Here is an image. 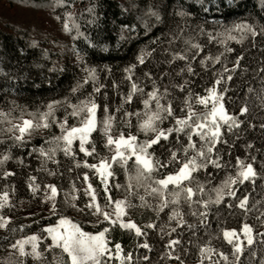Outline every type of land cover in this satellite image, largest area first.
I'll use <instances>...</instances> for the list:
<instances>
[{
    "label": "trees",
    "instance_id": "trees-1",
    "mask_svg": "<svg viewBox=\"0 0 264 264\" xmlns=\"http://www.w3.org/2000/svg\"><path fill=\"white\" fill-rule=\"evenodd\" d=\"M4 1L21 6L23 14L27 13L28 15L30 11V19L33 18V24L28 26L23 23L25 21L23 15L21 19L18 16L16 23L12 24V22L6 21L5 23L9 22L10 24H0V111L10 113L7 120L18 123L20 121L17 118L21 117V113H23V118L32 119L28 114H38V112L44 111L45 106L51 100H62L64 97H68L72 103H76L77 99H84L89 93H92L93 82L91 80L84 84L75 95L71 93L70 89L78 81H83L87 75L84 68H95L98 77L95 86L104 85L99 93L94 94L96 102L100 105L97 110V119L102 120L103 107L107 103L109 114H115L116 117L112 132L115 136L121 130L120 120L124 110L135 112L143 109V104L140 101L142 98H147L146 93L152 87L151 83L143 76L145 71H152L154 79H158L155 75L157 70L171 71L172 84H182L187 79L191 81L188 87L192 88L194 92L205 95L204 88L212 85L213 72L221 70L222 65L231 68L236 56L240 55L243 57L240 66L233 74V80L228 82L229 91L225 94V107L230 114L238 113L239 107L242 106L241 102L247 94L250 101L249 113L240 117L244 123L241 124L239 130L233 129L236 135L229 134L226 127L221 129L225 139L230 142L235 141L231 149V157L223 152L227 145H217V147L222 149L223 159L231 160L233 165L236 156H240L246 163L252 162L251 157L255 156L254 168L258 173L264 172V169L261 168V164L264 163V129L259 127L261 123H264V107L261 106L255 93H247L249 87L257 91L261 87V77L264 74L260 73L259 69L264 67V36L257 35L253 38L250 34H246L244 39L237 43L236 40H228L223 35H217V33H223L224 29L232 26L233 23L241 21L253 23L259 32V28L264 26V0H65L64 6L56 5V0ZM89 7H94V14L87 12ZM181 8L190 13V16L184 18L188 21V26L185 32L179 34L181 38L175 40L170 46L168 43L172 38L170 29H175L178 24L185 27L184 20L174 14ZM151 11L160 12L163 22L158 23L155 17L149 14ZM65 12L74 14L83 36L73 40L72 37L76 35L75 29L70 33L63 30ZM57 16L61 19H57ZM198 24H203V33H200L196 27ZM209 32L212 33L214 39L209 40ZM233 35L239 39L241 33L234 32ZM185 40L202 46L199 56L196 60L191 61L197 75L189 76L186 72L176 75L180 68L184 67L185 61L177 60L171 66L159 63L170 58L169 53L164 52L163 49L179 51L189 57L193 55L196 50L190 49V46L185 44ZM153 41H157V43H153ZM74 46L80 53L83 62L77 60L76 51L73 50ZM225 46L232 48L233 51L225 52ZM186 49L189 50L186 52ZM142 50L150 53L144 65H140L136 60ZM220 53H224L221 63L213 66L210 62H206L207 71L200 66L199 60L204 56H216ZM130 65H136L132 70V81H136L140 87L144 88L145 95L144 97L139 94L134 95L132 104H124V108L117 112L116 109L121 105L122 97L127 96L131 86V81L126 78L128 73L124 71ZM114 83L115 86H113ZM163 84H169V79L165 78ZM161 91H163V87H161ZM170 92L174 97L173 106L176 109V114L179 115V107L182 106L181 102L186 91L182 93L179 89L170 87ZM194 107L198 112L204 111L200 105L194 104ZM63 115L64 108H58L56 116L62 118ZM7 120L0 118V141H3L0 143V157L5 154L10 156V159L0 163V194L8 192V203L0 208V216L10 218V223L6 228L0 229V264L10 251L5 243V237L8 238V242H14L15 239L33 233L43 238L46 234L42 233L41 229L49 223L56 222L57 217L49 215L48 204L43 199L46 194H49V189H45V185L51 184L57 188L58 214L80 223L85 231L94 232L100 225L94 223L95 218L71 207L70 197L73 194L79 197L77 204L80 207L89 199L84 195V189L87 187L83 182L84 172L89 173V182L96 189L100 202H104L102 187L99 179L93 175V170L83 166L76 168L75 162L70 157L64 156L62 151H57L55 160L58 163H53L51 160L46 161L38 151H33V149L38 150L42 146L47 149L50 145L45 141L52 135H59V128L53 125L49 129L33 130L30 137L25 136V143L20 144L11 138V133L4 131L9 127ZM131 121L133 124L131 131L135 134L136 117H131ZM72 123L75 121L69 119V124ZM250 124L252 127H249ZM162 126H169V122L165 121ZM124 130L127 132V129ZM93 138L97 142L100 155L110 156L111 153L103 148L99 132L93 133ZM139 138L143 139V134H140ZM174 138L175 134L170 137L172 140ZM181 139H184L183 136ZM248 143L253 145L251 149L245 148ZM77 145L75 142L76 160L87 159L89 163L97 162L92 157H85L83 153H79ZM20 160H23V164L20 163ZM69 168L72 171H69ZM114 170L117 175L115 180L110 178V183L123 184V172L118 166H115ZM5 171L13 172L14 175L5 179L3 177ZM208 171L214 173L213 186L228 173L234 174L232 167L214 170L210 166ZM50 173H54V175H50ZM29 176H34L35 181L32 183L39 185L36 193L28 188ZM199 178L203 180V172L200 173ZM262 183L264 180L257 178L255 190H253L252 185L245 182V185L240 186L237 195L248 194L250 196L249 206H251L252 202L261 200L264 196L260 187ZM73 184L77 189L75 193L72 192ZM169 187L171 188V185ZM66 194L69 198L68 203H65ZM111 194L113 199L123 198L126 195L123 189L117 191L115 188L111 189ZM140 194H143V189H140ZM146 199L155 205V199L152 197H146ZM131 200L133 204L140 203L135 197H132ZM171 207L169 206L160 214L159 220L156 219V215L152 211L141 208L130 211V218L138 225L142 226L149 220L156 222L155 229H146L148 243L152 245L151 252L142 248H134V244L142 243L145 237L135 238L133 234L121 233L118 229L113 233L114 239L122 242L126 252L133 251L135 264H144L143 261L138 260V257L144 254L150 256L151 264H178L177 261L169 260L163 254L166 251L164 245L168 239L177 238L181 232V245L176 246L175 252L180 255L185 264L197 263L199 257L196 245L208 240L205 227L196 217L189 214L188 206L182 200L179 208L184 212L187 223L169 237L166 234L169 229L165 228L164 232H161L160 225L176 226L174 221L168 222L167 219ZM235 211L240 212L238 209ZM261 212H264V206L257 205L248 214L246 222L253 226L254 243L245 247L241 256L243 264H261L264 260V243H262L264 236L255 235V233L264 232L261 221L255 219L260 216ZM215 213L216 208L213 207L208 216L207 231L213 235L217 229ZM226 215L227 212L221 209V216ZM242 222H244L243 216L237 215L234 219L230 217L224 226L238 230ZM187 224H194L196 227L189 229ZM22 225L24 228L21 231ZM13 229L16 231L13 232ZM190 240L192 243H189ZM44 243H50V241H44ZM211 243L213 247L222 248L226 252L231 250L230 246L222 241V237L213 239ZM43 246L41 244V250ZM184 248L188 249L187 254L184 253ZM171 250L168 249V251ZM28 264H34V262L29 259Z\"/></svg>",
    "mask_w": 264,
    "mask_h": 264
},
{
    "label": "snow or ice",
    "instance_id": "snow-or-ice-1",
    "mask_svg": "<svg viewBox=\"0 0 264 264\" xmlns=\"http://www.w3.org/2000/svg\"><path fill=\"white\" fill-rule=\"evenodd\" d=\"M56 5L64 6L65 0H56ZM69 7L71 5H68ZM164 11V9H161ZM208 11V9H205ZM89 14H94V7L87 9ZM150 15L154 16L158 23L163 22L160 12L151 11ZM176 16L182 20L190 16L182 8L175 11ZM57 19L61 17L57 16ZM71 22V23H70ZM185 27L179 24L175 29H170L172 38L168 41L171 46L172 43L180 39V33L185 32L188 26V21L184 20ZM196 27L200 33L204 32L203 24H198ZM73 29L76 35L73 40L84 34L80 31V25L76 23L74 14L65 12L63 18V30L70 33ZM234 32L241 33L239 39L233 35ZM246 34H250L253 38L257 35L264 36V26L259 28L253 23L241 21L233 23L232 26L224 29L223 35L228 40H236L239 43L244 39ZM209 40L214 39L212 33H208ZM87 39V37H85ZM157 43V41H153ZM223 43V41H221ZM185 44L190 46V49H195V53L190 57L185 53L179 51H170L163 49L164 52L169 53V57L161 64L169 66L177 60L185 61L183 68H180L176 75L187 73L189 76L197 75L191 61L196 60L202 51V46L198 43H192L190 40H185ZM76 51L75 46L73 48ZM189 49H186L187 52ZM155 51V49H153ZM232 48L225 46V52L231 53ZM150 53L143 50L141 54L136 57L140 65L145 64V60ZM224 53L216 56H204L199 60L200 66L207 71V63L210 62L213 66L221 63V58ZM78 61L83 62L80 53L76 51ZM242 56H236L231 68L223 66L221 70L213 72V82L211 86L205 87V95L194 92L192 88L188 87L191 81L185 79L182 84L171 83V71H159L155 73L158 79L153 78L152 71H145L143 76L148 80L152 87L146 93L147 98H142V110L130 112L123 111V117L120 120L121 130L118 135H113L115 114H109V107L105 103L103 107L104 116L102 120L97 119V110L100 105L96 102L94 94L99 93L104 85L96 87L98 77L95 68H84L87 75L82 82H77L70 91L76 94L80 91L84 84L90 80L93 82L92 93H89L84 99H77L76 103H72L68 97L62 100H51L45 106V110L37 113H29L32 119L17 118L20 122L12 123L7 120L10 113L0 111V118L7 120L9 127L4 131L12 134V139L20 144L25 143V136H31L33 130L49 129L53 125L59 128V135L50 136L45 143L50 145L47 149L43 146L40 149H33L38 151L39 155L45 160H51L53 163H58L55 160L57 151H62L64 156L70 157L75 162V167L83 166L89 170H93V175L99 179L102 187L104 202L101 203L96 189L92 183L89 182V173H83V182L87 187L84 189V195L89 199L80 207L77 204L79 197L75 194L71 195V207L78 212L84 213L89 217L95 218L94 223L100 225L98 230L94 232L85 231L82 225L65 215L58 214L56 195L57 188L55 185H45V189H50V194H46L45 201H50L48 208L49 215L57 217L55 223H49L41 229L42 233L46 234L41 238L33 233L14 242H8L5 237V243L10 249L8 255L4 258L2 264H28L31 259L34 264H135L133 259V251H125V247L120 240L114 239L113 233L118 229L121 233L127 232L133 234L135 238L145 237L142 243H135V249H145L147 252L152 251V245L148 243V232L146 229H155L156 222L149 220L144 225H138L130 218V211L141 208L152 211L159 220L160 214L165 209L171 207V211L167 214L168 222H175V227L170 224H161L160 231L164 232L168 228L167 235L172 236L176 233L178 228H182L187 222L185 214L179 208L181 201L187 204L189 214L196 217L200 224L205 227V234L208 240L202 244H197L198 260L197 264H243L241 256L245 251L246 246H251L254 243V229L247 221L248 214L257 207V205L264 206V196L261 200H255L250 204V196L243 194L237 195L240 186L249 182L253 190H255L256 180L260 178L264 180V172L258 173L253 166L256 160L255 156L251 157L252 162H245L240 156L235 157V164L231 160L225 161L222 155V149L217 145H227L223 150L229 157H231V149L235 141L230 142L225 139L221 129L226 127V130L231 135H236L233 129L239 130L244 120L240 117L246 116L249 113V99L247 94L241 102L239 112L230 114L225 107V94L229 91L228 82L233 80V74L236 73L240 66ZM136 65H130L125 68L126 77L131 81L130 89L126 97H122L121 105L116 109L117 112L124 108V104L131 105L133 97L139 94L144 97L145 90L140 87L136 81H132V70ZM246 71V69H245ZM259 72L264 74V67L259 69ZM165 78L169 79V84H163ZM115 86V83L114 85ZM163 87V91H161ZM172 89H179L180 92H185L182 106L179 107L180 114H176V109L173 106ZM247 93H255L256 98L260 101L261 106L264 107V75L261 77V87L259 91L249 87ZM231 99V98H229ZM162 101H165L162 103ZM154 104V107L152 105ZM195 105L203 107L204 111L198 112ZM64 108V115L62 118L56 116L58 108ZM70 109V111H69ZM38 115V118H37ZM136 117V133L131 129L133 124L131 117ZM69 119L75 123L69 124ZM165 121L169 122V126H162ZM249 127H252L250 124ZM264 129V123L259 125ZM124 129H127L125 132ZM99 132L103 148L111 153L110 156H101L98 151V145L93 138V133ZM18 133V134H16ZM140 134H143V139H140ZM175 134L174 140L170 137ZM183 136V140L181 139ZM78 141V151L83 153L85 157H92L97 162L89 163L87 159L83 161L76 160V151L74 149V142ZM186 141V142H185ZM3 141H0L2 143ZM155 146V147H154ZM253 145L248 143L245 145L246 149H251ZM159 152V154H157ZM10 159L8 154L0 157V163ZM23 164V160H20ZM123 172L124 183L116 182L110 183V178L115 180L116 171L114 167ZM211 166L214 170H221L228 167L234 168V174L228 173L219 183L212 185L215 179L214 173L208 171ZM264 169V163L261 164ZM171 169V170H170ZM72 171L71 168L68 169ZM204 173V178H199L200 173ZM14 175L13 172L5 171L3 177L6 179ZM54 175V173H50ZM28 188L33 193L39 188V185H34V176L28 177ZM171 185V188L169 187ZM262 192H264V183L260 185ZM115 188L117 191L123 189L126 195L123 198L113 199L111 189ZM140 189H143V194H140ZM77 191L75 184L72 185V192ZM135 197L140 203L133 204L131 198ZM146 197H152L156 200L153 205ZM69 202L66 194L65 203ZM8 203V192L0 194V208H3ZM196 206V207H194ZM216 208L217 229L215 235L208 232V216L213 209ZM221 209L227 212L226 216H221ZM240 210L237 213L235 210ZM237 215L243 216V221L239 230L236 228H228L224 225L228 219L235 218ZM264 212L255 219L261 221V226L264 227ZM10 223V218L0 216V229H4ZM189 229L196 227L194 224H187ZM24 226H21V231ZM13 232L16 230L13 229ZM193 235L195 233L193 232ZM255 235L264 236V232L255 233ZM182 232L177 238L168 239L164 245L166 251L163 256L169 260H175L178 264H185L180 255L175 252L176 246L181 245ZM230 246V252L224 251L222 248H215L212 246L213 239H221ZM50 241V243H44ZM189 243H192L190 240ZM264 243V241H262ZM41 244L43 249L41 250ZM168 249H172L168 251ZM184 253H188V249H183ZM255 255V253H252ZM231 257V259H230ZM139 261L144 264H151L150 256L144 254L138 257ZM261 264H264L262 260Z\"/></svg>",
    "mask_w": 264,
    "mask_h": 264
},
{
    "label": "rangeland",
    "instance_id": "rangeland-1",
    "mask_svg": "<svg viewBox=\"0 0 264 264\" xmlns=\"http://www.w3.org/2000/svg\"><path fill=\"white\" fill-rule=\"evenodd\" d=\"M21 9H22L21 6L15 5L13 3L10 4V2H8V1L0 0V17H3L2 19L0 18V24L1 25L10 24L9 22L5 23L6 21H10V22H12V24L16 23V19H18V16L21 19L22 15H23V19L25 18L24 19L25 21L23 22L24 25L28 26V25L33 24V18H32V20L30 19L31 18V15L29 13L30 11L28 12V15H27V13L23 14ZM77 144H78V141H77ZM50 192H51V190L49 189V194H50ZM46 202L48 204V207H50V201H46ZM192 264H197V263H192Z\"/></svg>",
    "mask_w": 264,
    "mask_h": 264
}]
</instances>
